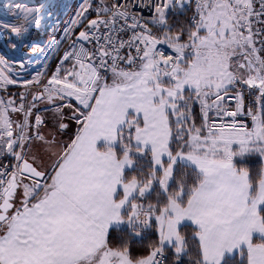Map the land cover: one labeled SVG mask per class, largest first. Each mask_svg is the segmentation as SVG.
Listing matches in <instances>:
<instances>
[{
  "label": "snow or ice",
  "instance_id": "snow-or-ice-1",
  "mask_svg": "<svg viewBox=\"0 0 264 264\" xmlns=\"http://www.w3.org/2000/svg\"><path fill=\"white\" fill-rule=\"evenodd\" d=\"M59 8L0 10V264H264V0Z\"/></svg>",
  "mask_w": 264,
  "mask_h": 264
},
{
  "label": "rangeland",
  "instance_id": "rangeland-1",
  "mask_svg": "<svg viewBox=\"0 0 264 264\" xmlns=\"http://www.w3.org/2000/svg\"><path fill=\"white\" fill-rule=\"evenodd\" d=\"M16 2H27V0H0V8H3V5L5 4H14ZM54 2L60 5L58 11L60 13L61 20H66L68 16L73 14L79 0H54ZM47 39L48 37L42 34V42Z\"/></svg>",
  "mask_w": 264,
  "mask_h": 264
},
{
  "label": "built area",
  "instance_id": "built-area-1",
  "mask_svg": "<svg viewBox=\"0 0 264 264\" xmlns=\"http://www.w3.org/2000/svg\"><path fill=\"white\" fill-rule=\"evenodd\" d=\"M3 1V0H1ZM3 8H0V10H2ZM0 18H3L2 16H0ZM59 38V37H58ZM0 54H6L11 56L12 52L8 49L6 42L0 38ZM36 59H41L40 56H37ZM31 71V69H29V72Z\"/></svg>",
  "mask_w": 264,
  "mask_h": 264
},
{
  "label": "crops",
  "instance_id": "crops-1",
  "mask_svg": "<svg viewBox=\"0 0 264 264\" xmlns=\"http://www.w3.org/2000/svg\"><path fill=\"white\" fill-rule=\"evenodd\" d=\"M49 63H50V69H49V71L54 70L55 64H56V60L55 59H52V60L49 61ZM12 91H16V89L13 88Z\"/></svg>",
  "mask_w": 264,
  "mask_h": 264
},
{
  "label": "trees",
  "instance_id": "trees-1",
  "mask_svg": "<svg viewBox=\"0 0 264 264\" xmlns=\"http://www.w3.org/2000/svg\"><path fill=\"white\" fill-rule=\"evenodd\" d=\"M40 41L42 42V34H41V36H40Z\"/></svg>",
  "mask_w": 264,
  "mask_h": 264
}]
</instances>
